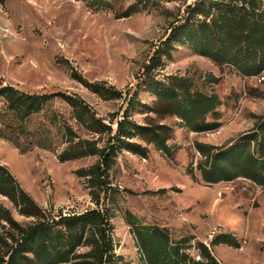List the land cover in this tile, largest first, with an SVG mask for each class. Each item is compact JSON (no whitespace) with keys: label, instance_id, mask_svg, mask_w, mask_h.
Returning a JSON list of instances; mask_svg holds the SVG:
<instances>
[{"label":"rangeland","instance_id":"1","mask_svg":"<svg viewBox=\"0 0 264 264\" xmlns=\"http://www.w3.org/2000/svg\"><path fill=\"white\" fill-rule=\"evenodd\" d=\"M165 6L168 14L154 8L117 19L113 12L94 10L79 0H0V85L11 84L29 93L77 95L97 116L112 122L114 130L125 111L142 124H167L171 148L166 153L154 143L135 138L148 147L147 155L127 150L118 153L110 170L109 197L98 206L87 179L76 173L97 157L60 162L57 154L63 147H59L62 133L57 128L58 148L52 149L36 145L22 153L0 137V163L41 208L39 218L21 214L0 194V204L19 224L7 222L0 212V256L15 237L20 238L22 228L38 221L54 225L61 215L100 208L110 217L114 264H144L128 210L144 223L166 227L174 239L195 236L194 246L198 242L210 245L220 232L232 233L240 241L239 248L211 247L224 264H264V185L242 176L215 183L204 181L199 166L205 157L198 150V143L227 146L255 128L264 116V71L246 75L234 65L218 64L187 43L177 42L152 77L144 75V65L166 38L170 22L184 9L181 2ZM73 70L90 82L114 86L122 97H100L75 80ZM169 75L186 77L194 89L219 96V114L208 117L220 122L218 128L193 131L176 115L158 111L165 109L156 104V82H167ZM135 91L138 96L129 102ZM71 116V107L56 98L25 124L30 131H37L50 121L58 127L56 122L66 119L80 135L88 136ZM89 249L81 246L77 252ZM190 251L199 258L195 248ZM79 262L72 259L58 264Z\"/></svg>","mask_w":264,"mask_h":264},{"label":"trees","instance_id":"2","mask_svg":"<svg viewBox=\"0 0 264 264\" xmlns=\"http://www.w3.org/2000/svg\"><path fill=\"white\" fill-rule=\"evenodd\" d=\"M94 10L113 12L117 19L130 17L138 12L157 9L168 14L169 2H181L184 9L170 22V30L164 40L156 46L143 74L150 75L160 65L163 56L177 42L187 43L200 55L218 64L234 65L246 75H257L264 71V1L263 0H79ZM128 2V4H125ZM153 7H151V6ZM72 77L105 99L122 97V92L104 82H90L73 70ZM158 110L176 115L193 131L216 129L220 122L208 120L219 114L221 100L216 93L194 89L192 82L183 76L169 75L167 82H156ZM138 96L135 91L129 102ZM60 98L71 107L72 118L81 125L88 136L80 135L66 119L53 121L37 131H30L25 121L41 112L54 99ZM0 137L16 145L22 153L34 146L45 149L58 148L55 130L62 133L57 158L60 162L96 156L97 160L76 171L87 179L90 194L99 206L106 202L111 190L110 170L119 152L127 150L147 155L148 147L135 141L140 138L154 143L166 153L171 152L167 143L170 126L164 123H139L125 111L117 120L116 129L107 123L89 104L77 95L66 92L29 93L14 85H0ZM103 144H100V143ZM198 150L205 157L199 169L206 182L232 180L246 177L264 185V116L255 128L227 146L198 143ZM0 194L7 197L21 214L40 217L41 208L21 186L17 178L0 163ZM4 220L19 225L10 211L0 204ZM127 218L144 264H223L212 252V246L228 244L240 247L236 236L229 232L216 234L210 245L192 244L195 236L174 239L166 227L144 223L131 211ZM20 238L7 245L0 264H58L72 259L80 264H114L115 251L110 217L106 210L92 208L79 214L60 216L54 225L38 221L21 230ZM81 246H89L84 253L77 252ZM197 250V258L191 249ZM32 253L34 258L29 254ZM5 256L7 259L5 260ZM80 259V260H78Z\"/></svg>","mask_w":264,"mask_h":264},{"label":"crops","instance_id":"3","mask_svg":"<svg viewBox=\"0 0 264 264\" xmlns=\"http://www.w3.org/2000/svg\"><path fill=\"white\" fill-rule=\"evenodd\" d=\"M237 238V237H236ZM237 240L239 241V239L237 238ZM239 243H240V241H239ZM219 245H228V244H218V245H214L213 247H215V246H219ZM228 246H230V245H228ZM230 247H233V246H230ZM233 248H239V247H233ZM212 252H213V250H212ZM213 254L215 255V253L213 252ZM216 256V255H215ZM216 258L219 260V261H221L217 256H216ZM222 262V261H221ZM223 263V262H222ZM224 264V263H223Z\"/></svg>","mask_w":264,"mask_h":264}]
</instances>
